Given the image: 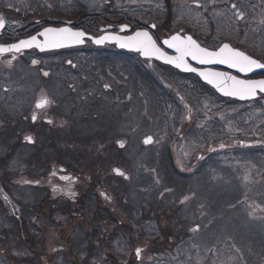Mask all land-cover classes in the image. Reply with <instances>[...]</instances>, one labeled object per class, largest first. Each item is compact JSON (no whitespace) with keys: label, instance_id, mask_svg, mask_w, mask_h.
Here are the masks:
<instances>
[{"label":"flooded vegetation","instance_id":"flooded-vegetation-1","mask_svg":"<svg viewBox=\"0 0 264 264\" xmlns=\"http://www.w3.org/2000/svg\"><path fill=\"white\" fill-rule=\"evenodd\" d=\"M246 13L244 5L230 0H0L2 46L32 36L40 39L39 32L47 28L85 33L81 43L67 41L64 44L72 45L47 52L30 49L0 54V99L15 100V142L32 148L30 159L35 160L14 164L6 175L9 183L13 177L18 186V207H9L8 216L0 220L3 229L16 232L6 237L0 228V264H23L24 257L29 258L27 264H68L75 259L81 264H183L189 251L163 248L164 240L171 234L172 238H192V229L198 230V225L192 224L197 217L196 203L161 200L157 186L144 187L150 182L152 166L180 178L186 174L177 169L171 152L183 145L188 144L192 152L186 165L195 166L188 174H197L199 167L207 166L214 175L222 168L220 157H233L236 163L244 159L260 171L254 183L264 191V139L247 138L242 133L226 137L211 132V137L205 136L214 129L202 133L199 126L198 86L200 83L206 92H212L226 111L251 104L264 110V94L247 102L222 97L192 72L143 57L132 48H118L115 39L101 45L94 42L107 34L123 39L146 31L158 48L175 57V49L163 42L174 35L182 40L191 36L202 48L216 51L221 44H229L264 64V47L249 48L247 44L253 43L243 37ZM185 59L195 69L264 80V70L243 77L225 65L198 66L191 57ZM152 83L159 90L158 101L151 99ZM44 99L48 103L37 108V102ZM151 105H158L157 123L151 119ZM3 116L8 112L1 109ZM0 125L5 121L0 120ZM26 137H31V142ZM147 137L155 141L154 152L147 151L151 146L145 145ZM44 144V151L50 144L55 153L42 151ZM78 144L96 146L85 158L91 163L82 170L69 168L61 156ZM135 148L139 150L136 153L132 152ZM68 150L66 156L73 159L81 153ZM22 154L18 148L17 155ZM131 176L135 185L132 197L125 194L123 184L119 186ZM214 206L211 202L208 209ZM44 219L48 230H63L61 226L77 221L87 231L104 225L111 232H88L85 235L94 241L93 248L69 250L54 233L45 239L38 228L39 220ZM10 246L21 249L11 250Z\"/></svg>","mask_w":264,"mask_h":264},{"label":"rangeland","instance_id":"rangeland-1","mask_svg":"<svg viewBox=\"0 0 264 264\" xmlns=\"http://www.w3.org/2000/svg\"><path fill=\"white\" fill-rule=\"evenodd\" d=\"M230 1L232 3L237 2L241 5H246L247 7L256 9V14L253 16V18H248L250 26L252 27H245V30L243 31V37L247 40L246 34L249 31L250 35L260 37L262 39V43H264V0ZM248 39L249 40L247 41H251L250 43H253V40L250 37ZM255 43L257 42H254L253 44ZM253 44H247V46L249 48H254V46L258 47V45ZM158 93V88L152 83L150 86V94L152 101H158ZM216 99L217 97L214 96L212 92H206L205 89L202 88L199 83L198 101L201 104V107H198L200 111H202V113L198 114L199 126L202 130V133L206 132V128L210 127L214 129L210 132L205 133V136L211 137L213 133L215 134V136L224 135L226 137H231V135H239V133H242L247 138L251 137L252 139L261 137L264 139V127L261 126V124L264 123V110H258L255 104H251L246 107L240 108L239 110L231 109L226 111L224 108V103ZM14 105L15 100L12 102H4L3 99H0V110L3 109L8 112V116L4 117L5 120L0 117V120L5 121V125L0 128V193L3 194L1 190L4 189L5 194L10 197L9 193L6 190H10L11 192H13L11 196L14 203L18 207V203L16 201L17 195L15 192V189H17L18 186H16V184L12 182L13 177L10 181V183L12 184H10L8 182L10 178H6L5 174L7 176L11 174L8 172V170L11 169L14 164L27 165L34 163L35 160L30 159V153L32 152V148L26 145H16L15 138L13 135V126L16 130L17 123L15 122L16 118H14L13 113H16L17 110L15 109ZM151 119L154 120L156 123L160 121L158 105H151ZM27 129L30 130V128ZM46 144L41 146L42 151H44V147L46 146ZM74 147L75 149L67 148L66 152H69L68 149H70L78 150V152L81 153H77L78 157L74 159L67 157L66 152L61 154V156H64L65 158L64 163H66V165H68V167L71 169L82 170L88 168L87 165L90 164L91 161H86L85 158H89V153L91 154L93 152V147L95 148L96 146L91 145L82 147L80 144H78ZM18 148L23 153L21 156L17 155ZM96 151L99 152V148H97ZM44 152H49V155L55 153L54 148H52L50 144L48 145L47 150ZM60 152H63V150H60ZM190 154L191 152L184 145L177 150L175 149L174 151V159L176 162L175 165L178 167L177 169H180V171L183 170L184 173L189 172V170L191 171L192 168L195 167H190V165H186L185 160L188 159L187 156H189ZM67 155L71 154L67 153ZM243 158H245V156ZM243 160L242 162L240 161L241 163H236L235 160H233V157H220V165L223 168L225 166L227 167V169H223L221 173L228 179L225 183H221V190L229 192V190L231 189V198L232 196L236 197L235 206H237L239 210L235 212L236 214L232 215L230 219H226L224 222L220 223V229L222 233H219L218 235L220 237L222 235L223 238H225V244H228L227 246L232 248L234 252L233 264H244L241 250L247 253L248 264H264L260 262L259 258L260 254L264 252V193H261L262 195L258 194L256 191H258L259 189L256 183H254L257 180V177L260 176V171L254 165L249 164ZM232 168L236 170L232 171ZM174 179H176V177H174ZM191 185L202 188L211 187L210 191H213L214 188L219 187L218 184L215 185L214 177L209 172H203L198 176L192 178ZM189 199L190 197H187V199L183 200ZM1 201L2 200L0 199V218H2L4 213H6L4 211L5 208L2 205ZM223 202L224 200L223 198H221L218 201V205L221 206ZM252 220L258 222H254ZM42 222L44 223V228L42 227ZM75 222L77 221L71 222V224L69 226L66 225V227L61 226L63 230H48L46 229V226L48 224L47 219H44L39 220L38 228L39 230L44 231V237L46 240L48 239L51 233L55 234L54 236L57 241L63 239L62 242L64 243L65 248L69 250L78 248L83 250L93 248L91 246H88V238L85 234H83V226L78 225L79 228L77 229V224ZM88 232L97 234L104 233L105 230L97 228L95 225L94 228H92L91 230H86V233ZM107 232L110 233L111 230ZM37 233H39V231H37ZM11 234L16 233L11 232ZM3 235L7 236L9 235V233L5 232ZM194 237L197 238L196 234L194 235ZM79 242L82 243L81 246H78ZM167 246H170V244H167ZM8 248L11 250H16V246H10ZM108 248H110L109 245ZM20 249L21 248L19 247V250ZM194 249V252H192L193 248L185 249L186 251H189V256L184 258L183 264H209L208 260L210 256L211 264H223L222 259L219 257V253H216L217 248ZM23 252L24 250L21 251V253ZM209 254L210 256H208ZM68 262V264H81L80 262L76 263V260H70ZM22 263H29V258L24 257L22 259ZM104 264L111 263L107 261L104 262Z\"/></svg>","mask_w":264,"mask_h":264},{"label":"snow or ice","instance_id":"snow-or-ice-1","mask_svg":"<svg viewBox=\"0 0 264 264\" xmlns=\"http://www.w3.org/2000/svg\"><path fill=\"white\" fill-rule=\"evenodd\" d=\"M3 27L4 18L0 17V28ZM38 35L45 38L43 43L37 41V36H32L28 40H21L19 43L12 44L8 47H0V52H8L12 50L19 51L22 47H31L33 44L41 49L44 47H61L67 41L78 44L82 42V38L85 36V33L73 32L68 28H47ZM106 39H115L122 48L135 49L144 56L154 55L158 59H162L167 63L175 64V66L178 68H184L185 70L193 72H197L198 70L189 67V65L186 63V57L190 56L192 59L197 60L200 64H226L229 68H235L238 71L245 73L252 71L254 68L264 67V64L241 51L230 48L228 44H223L218 51H208L207 49L200 47L191 36H188L182 40L178 35H174L170 39L163 42L167 44L169 48L175 49L177 53L175 57L167 56L164 52H162L161 49L157 47L156 42L146 31H137L134 33V35L124 37L123 39L118 36L100 37L99 39H95L94 42L96 44H101ZM35 63L36 61L33 60V64ZM69 63L71 62L69 61ZM198 74L209 84H212L218 90L222 91L225 95L238 96L239 98L244 99L246 97H255L257 90L261 93H264V80H240L224 72L214 71H199ZM45 75H47V73H45ZM47 103L48 101L46 99L41 100L37 102L36 107H43ZM35 119L36 117L33 116V120ZM26 139L31 142V137H26ZM150 139V137L146 138L144 142L147 144L150 142ZM185 199H187V197H185ZM139 251L140 250L137 249V255H139Z\"/></svg>","mask_w":264,"mask_h":264},{"label":"trees","instance_id":"trees-1","mask_svg":"<svg viewBox=\"0 0 264 264\" xmlns=\"http://www.w3.org/2000/svg\"><path fill=\"white\" fill-rule=\"evenodd\" d=\"M250 38L253 40V42L257 41V36L251 35ZM259 44V43H255ZM114 152H118V149L114 150ZM136 153V152H134ZM154 168V166H152ZM160 168V167H159ZM161 169V168H160ZM157 179L160 180L162 183L160 186H158V191L160 190L161 186L164 184L162 187V191H164L163 198L161 200H166V201H171V200H176L178 199L179 195H182L185 197L187 194L194 195L193 198H191L192 201L195 203H202L204 205L205 210L207 211V214L202 218H200L199 223L197 222L199 226V233H202V237L199 239H190V240H185V239H169V235H166V240L164 242L165 247H170L173 249H179V250H185L187 248H198V249H203V248H217V252L219 253V257L222 259L223 264H233V259H234V252L231 247L227 246L225 243V238L221 235V237L218 235L221 232V222H224L226 219H230L232 215H235L239 208L235 206L236 204V197L232 196L231 198V191L226 192L221 190V183H224V180L219 179L216 183L219 185V187L214 188L213 191H210L211 187H206V188H192V189H186V192H182L180 194V188L181 184L178 185L176 182L174 185L169 184L168 176H162V175H157ZM123 185H127V183L122 182ZM120 183L119 186L122 185ZM149 186V184L144 185V187ZM126 194V193H125ZM223 198L224 202L221 206L218 205V201ZM215 203V207L208 209L209 203ZM143 210V209H142ZM5 219V218H4ZM14 223V219H10ZM5 223V222H3ZM100 228L104 229V225L99 226ZM1 232L4 234L6 231L3 229L2 225H0ZM220 231V232H219ZM11 232L16 233L14 231V228L11 229ZM11 232H8L9 235H4L6 237L9 236H14L15 234H11ZM213 235V236H212ZM142 237V235H139ZM88 238V237H87ZM83 241V238H82ZM234 243V241H233ZM167 244H170V246H167ZM82 243L79 242L78 246H81ZM84 245V243H83ZM94 241H90L88 238V246L94 247ZM108 246H105L103 244V248H107ZM19 249L16 246V250ZM79 249V248H78ZM242 259L244 264H248V256L247 253L242 251ZM210 256V254L208 255ZM260 262L264 263V252L260 254ZM76 263H81L80 259H75ZM232 260V261H231ZM209 264H211V256L209 257L208 260Z\"/></svg>","mask_w":264,"mask_h":264},{"label":"water","instance_id":"water-1","mask_svg":"<svg viewBox=\"0 0 264 264\" xmlns=\"http://www.w3.org/2000/svg\"><path fill=\"white\" fill-rule=\"evenodd\" d=\"M43 32V31H42ZM41 33V32H40ZM41 41L40 40H38L37 39V41L38 42H40V43H43L44 42V37L43 36H41ZM29 39V38H28ZM28 39H23V40H28ZM106 41H111V40H106ZM19 43V42H18ZM68 45H72V44H63V46H61V47H65V46H68ZM119 47H120V45L119 44H117ZM166 45V44H165ZM10 46V45H9ZM0 47H8V46H0ZM61 47H56V48H52V47H44L43 49H41V48H38L35 44H33L31 47H27V48H24V47H22L19 51H24V50H29V49H32V48H36L37 50H39V51H47V50H53V49H58V48H61ZM230 47V46H229ZM231 48V47H230ZM220 49V48H219ZM218 49V50H219ZM217 50V51H218ZM13 52H19V51H16V50H12ZM8 52H11V51H8ZM8 52H0V54H5V53H8ZM215 52V51H214ZM151 57H154V58H156L157 60H159L160 62H162V63H165V64H170V63H167L166 61H164V60H162V59H158L156 56H151ZM190 57V56H189ZM191 60H193L192 58H191ZM194 61H196V63L198 64V65H200V66H203V65H212V66H217V65H225L226 67H228L226 64H220V63H208V64H200L197 60H193V62ZM171 66H173V67H176L175 66V64H170ZM176 68H178V67H176ZM190 68H192V67H190ZM264 68V67H263ZM180 71H183V72H193V71H188V70H185L184 68H178ZM230 69H232L233 71H235L236 73H238V74H240V75H242V76H249V75H251L252 73H254L255 71H257V70H259V69H262V67H260V68H254L252 71H250V72H240V71H238L237 69H235V68H230ZM198 71L197 72H193L195 75H197L198 77H199V79L203 82V83H205V84H207V85H209L210 87H212L218 94H220L221 96H224V97H231V98H235V99H238V100H242V101H249V100H252V99H254L255 97H246V98H244V99H241V98H239L238 96H230V95H225L222 91H220V90H218L216 87H214L212 84H209L204 78H202L199 74H198V72L199 71H208V70H199V69H197ZM228 75H230V74H228ZM231 76H233V75H231ZM258 81H260V80H258ZM257 92H259L258 90H257Z\"/></svg>","mask_w":264,"mask_h":264}]
</instances>
